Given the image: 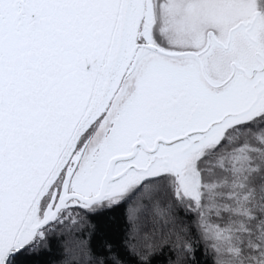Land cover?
I'll use <instances>...</instances> for the list:
<instances>
[{
  "label": "snow or ice",
  "instance_id": "6c2138e0",
  "mask_svg": "<svg viewBox=\"0 0 264 264\" xmlns=\"http://www.w3.org/2000/svg\"><path fill=\"white\" fill-rule=\"evenodd\" d=\"M0 264H264V0H0Z\"/></svg>",
  "mask_w": 264,
  "mask_h": 264
}]
</instances>
